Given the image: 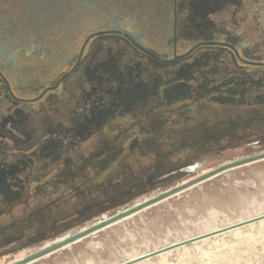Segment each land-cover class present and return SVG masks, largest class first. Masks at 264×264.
<instances>
[{
    "label": "flooded vegetation",
    "instance_id": "obj_1",
    "mask_svg": "<svg viewBox=\"0 0 264 264\" xmlns=\"http://www.w3.org/2000/svg\"><path fill=\"white\" fill-rule=\"evenodd\" d=\"M247 143L264 144V0H0V248Z\"/></svg>",
    "mask_w": 264,
    "mask_h": 264
},
{
    "label": "rangeland",
    "instance_id": "obj_2",
    "mask_svg": "<svg viewBox=\"0 0 264 264\" xmlns=\"http://www.w3.org/2000/svg\"><path fill=\"white\" fill-rule=\"evenodd\" d=\"M10 14L15 16V10ZM146 14L149 23L156 20L150 11ZM255 69L250 67L247 71L252 73ZM260 153H264V144L247 143L218 154H206L194 165L184 167L180 176L61 230L51 231V221L37 229L33 226L37 225L36 219H25L20 222L21 227L27 228L22 238H37L15 249H11V244L1 247L0 264L17 263L58 239L141 205L226 163ZM45 201L34 198L26 209L32 210ZM21 210L13 213L17 219ZM138 211L122 222L103 226L69 247L27 264H264V158L222 170ZM247 217L248 224H243ZM7 220L3 217V221ZM229 222L237 223L226 226Z\"/></svg>",
    "mask_w": 264,
    "mask_h": 264
},
{
    "label": "water",
    "instance_id": "obj_3",
    "mask_svg": "<svg viewBox=\"0 0 264 264\" xmlns=\"http://www.w3.org/2000/svg\"><path fill=\"white\" fill-rule=\"evenodd\" d=\"M261 158H264V153H260L258 155H255V156H252V157H249L246 159L226 163V164H224V165H222V166H220V167H218V168H216V169H214V170H212V171H210V172H208V173H206L200 177L194 178V179L187 181V182H185V183H183V184H181V185H179L173 189L167 190L166 192L162 193L161 195H158L156 197H153V198L143 202L141 205H134L133 207L128 208L126 210H123V211L115 214L114 216H111L109 218L104 219L100 223L95 224L90 228L83 229L80 232H78L72 236H68L67 238H65L61 241L56 240L55 242H53L52 244H50L47 247H44L43 249H41V251L35 253L34 255H32L28 258H25L23 260H20L17 263H13V264H27V263H29V262L37 259V258L48 255L52 252H55V251L61 249L69 243L75 242L76 240L86 236L87 234H89L92 231L98 230L101 227L106 226V225H108V224H110V223H112L118 219H121L122 217H124L126 215H129V214H131V213H133L139 209H142L143 207H147V206H150L156 202H159L160 200H163V199L171 196L172 194H175L176 192H178L180 190L191 187V186L201 182L202 180L207 179L208 177L214 176L215 174L219 173L222 170H225V169L231 168V167H235V166H238L240 164L248 163V162H251L254 160H258ZM247 222H249V221H246L243 224H246Z\"/></svg>",
    "mask_w": 264,
    "mask_h": 264
},
{
    "label": "bare ground",
    "instance_id": "obj_4",
    "mask_svg": "<svg viewBox=\"0 0 264 264\" xmlns=\"http://www.w3.org/2000/svg\"><path fill=\"white\" fill-rule=\"evenodd\" d=\"M140 205V204H139ZM135 212H140V211H135ZM134 213V212H133ZM263 214V213H262ZM134 214H129V215H126V216H124V217H122L121 219H118V220H116V221H114V222H112V223H110V224H108V225H106L104 228H106V227H110V226H112V225H114V224H117V223H119V222H122L123 220H125V219H127V218H129V217H131V216H133ZM253 217V216H252ZM255 217H257V216H255ZM259 218V217H258ZM244 219V218H243ZM242 218H241V220L240 221H245V220H247V219H249L248 217L245 219V220H243ZM253 219V218H252ZM251 220V219H250ZM239 221V220H238ZM248 221V220H247ZM237 222H229L228 224H226V226H228V225H234V224H236ZM248 224V223H247ZM241 225V224H240ZM239 225V226H240ZM238 226V225H237ZM219 228V227H218ZM217 229V228H216ZM211 230V229H210ZM213 230V229H212ZM205 231V230H204ZM206 232H207V230H206ZM199 234V233H198ZM194 236V235H193ZM67 238V237H66ZM202 238H204V237H202ZM206 238V237H205ZM63 239H65V238H63ZM62 238L61 239H58L59 241H61V240H63ZM83 238H80L79 240H77V241H75V242H78V241H80V240H82ZM203 240V239H202ZM180 242V241H179ZM174 243V242H173ZM48 244H50V243H47V245ZM71 245V243H69V244H67L66 246H64L63 248H66V247H69ZM172 245V244H171ZM49 246V245H48ZM170 246V245H169ZM47 247V246H46ZM173 248V247H172ZM159 249V248H158ZM161 249V248H160ZM156 251H157V249H156ZM150 253V252H149ZM161 253V252H160ZM159 253V254H160ZM145 254V253H144ZM144 254H142V256L144 255ZM147 254V253H146ZM138 255V254H137ZM149 255V254H148ZM162 255V254H161ZM139 256V255H138ZM150 256V255H149ZM136 258H137V256H135ZM135 257H133V258H135ZM133 258H131L132 260H133ZM145 258V257H144ZM130 259V260H131ZM22 260V259H21ZM138 260V259H137ZM140 260H142V259H140ZM134 261V260H133ZM128 262H129V260H128ZM122 264V263H121ZM130 264V263H129Z\"/></svg>",
    "mask_w": 264,
    "mask_h": 264
}]
</instances>
